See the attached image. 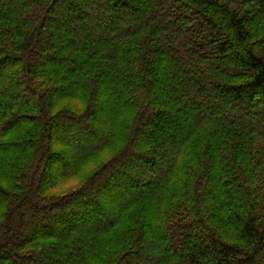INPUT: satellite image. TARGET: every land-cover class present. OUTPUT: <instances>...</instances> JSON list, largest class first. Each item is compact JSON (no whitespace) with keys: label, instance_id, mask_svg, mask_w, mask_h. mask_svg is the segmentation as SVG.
Returning <instances> with one entry per match:
<instances>
[{"label":"trees","instance_id":"16d2710c","mask_svg":"<svg viewBox=\"0 0 264 264\" xmlns=\"http://www.w3.org/2000/svg\"><path fill=\"white\" fill-rule=\"evenodd\" d=\"M259 41L264 0H0V264H264Z\"/></svg>","mask_w":264,"mask_h":264},{"label":"rangeland","instance_id":"374dc122","mask_svg":"<svg viewBox=\"0 0 264 264\" xmlns=\"http://www.w3.org/2000/svg\"><path fill=\"white\" fill-rule=\"evenodd\" d=\"M258 45H259V48H260V50L262 51V53H264V41L263 42H258ZM105 121V120H104ZM103 130V129H102ZM66 133H63V135H65ZM74 185H76V180H73V181H70V182H66V183H64V184H62V190L63 191H65V190H67V189H70V188H72ZM54 192H60V190H57V189H55V190H53V191H50V193H54ZM52 194H50V195H52ZM54 195H61V193H56V194H54Z\"/></svg>","mask_w":264,"mask_h":264}]
</instances>
